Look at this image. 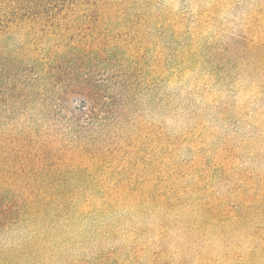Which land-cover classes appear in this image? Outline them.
I'll return each instance as SVG.
<instances>
[{
	"label": "trees",
	"instance_id": "obj_1",
	"mask_svg": "<svg viewBox=\"0 0 264 264\" xmlns=\"http://www.w3.org/2000/svg\"><path fill=\"white\" fill-rule=\"evenodd\" d=\"M122 6L119 0H0V264H90L82 257L88 248L108 260L105 246L126 234L124 212L141 213L162 197L172 206L183 198L162 182L159 159L168 139L154 120H144L147 107L161 102L158 81L174 70L159 71L141 47L127 50L148 33L138 30L126 49L110 41ZM240 38L225 59L263 56ZM249 203L241 210L223 206V229L242 225L259 242L244 259L262 261V197ZM216 211L203 219L215 222ZM133 234L140 235L137 228ZM147 253L144 245L137 255ZM112 254L117 264L125 261L123 252Z\"/></svg>",
	"mask_w": 264,
	"mask_h": 264
},
{
	"label": "rangeland",
	"instance_id": "obj_2",
	"mask_svg": "<svg viewBox=\"0 0 264 264\" xmlns=\"http://www.w3.org/2000/svg\"><path fill=\"white\" fill-rule=\"evenodd\" d=\"M119 1L123 8L110 41L126 49L138 30L148 33L127 50L141 47L159 71L174 70L158 81H164L156 87L161 102L147 107L144 120H154L168 139L159 159L162 182L183 198L172 206L162 197L141 213L127 210L125 236L105 246L108 260L92 248L82 257L90 264H117L112 253L118 252L125 254L120 264H137L140 257L139 264H264L244 259L259 242L242 225L223 229V206L241 210L258 194L264 206V65H258L264 54L245 53V62L224 58L240 37L264 51V0ZM194 50L189 60L180 57ZM214 208L221 216L204 220ZM144 245L150 254L138 256Z\"/></svg>",
	"mask_w": 264,
	"mask_h": 264
}]
</instances>
